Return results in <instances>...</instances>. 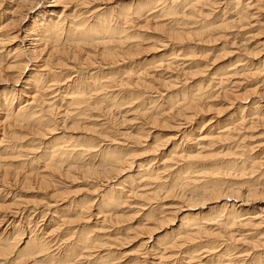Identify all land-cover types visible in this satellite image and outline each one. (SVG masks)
<instances>
[{
  "label": "rangeland",
  "instance_id": "rangeland-1",
  "mask_svg": "<svg viewBox=\"0 0 264 264\" xmlns=\"http://www.w3.org/2000/svg\"><path fill=\"white\" fill-rule=\"evenodd\" d=\"M181 1L62 0V5H44L24 20L29 4L11 13L13 2L0 0V27L8 23L12 31L22 33L0 45V102L15 97L13 107L20 99L26 100L22 91L25 81H17L9 66L13 50L34 39L24 36L41 10L63 12L66 28L85 23V18L86 25H92L99 16L109 28H116V33H105L89 44L77 40L76 46L72 41L66 44V34L47 42V49L59 52L56 59H63L52 69L53 75L46 73L41 82H56L53 89L58 91L57 96L39 98V104L52 100L49 107L43 102L44 114L50 112L47 124L14 125V116L0 107V264L264 263V222L258 228L248 223L264 217V0H200L193 8V1ZM170 5H175L174 14L161 11L162 6ZM127 33L132 35L126 45L109 46L114 56L106 57V49L98 43L124 41ZM56 59L49 61L55 64ZM39 61L27 63L25 79L36 75ZM129 75L133 79L138 75L139 83L128 81ZM78 95L86 98L87 105L72 103ZM184 101L195 102L190 107ZM192 111L197 113L193 116ZM17 118L21 119L20 113ZM139 139L143 148L135 145ZM57 148L67 153L72 149L85 151L69 155L54 152ZM188 150L190 157L181 161L180 155H189ZM56 155L71 159L61 160ZM114 155H120L124 163H106ZM252 186L256 194L249 192ZM201 187L210 189L205 193ZM230 211L236 212L234 218L238 216L233 226L224 221ZM198 230L200 233L190 236Z\"/></svg>",
  "mask_w": 264,
  "mask_h": 264
},
{
  "label": "bare ground",
  "instance_id": "bare-ground-1",
  "mask_svg": "<svg viewBox=\"0 0 264 264\" xmlns=\"http://www.w3.org/2000/svg\"><path fill=\"white\" fill-rule=\"evenodd\" d=\"M13 3V7L10 9V11H11V13L13 12V13H18L19 12V8H21V6L22 5H24V4H29V6H31V8L29 9V11L26 13V14H24V16H23V14H21L20 16L22 17L23 16V18L22 19H26L27 17H28V15L29 14H31V12H33L34 10L36 11V10H39V9H42L43 7L42 6H44V5H47V6H51V7H53V6H58V5H62L61 3H62V0H11ZM64 1H66V0H64ZM71 1V0H70ZM181 1V0H180ZM184 1H186V2H188V3H190V2H194L193 4H191L192 6H191V8H193L197 3H200V0H184ZM206 1V0H205ZM229 1V0H228ZM85 2V1H84ZM112 2V1H111ZM182 2V1H181ZM235 2H238V0L237 1H235ZM78 3V2H77ZM76 3V4H77ZM93 3V2H92ZM95 3V2H94ZM211 3V2H210ZM66 4V3H65ZM68 4V3H67ZM243 4V3H242ZM235 5H236V3H235ZM25 6V5H24ZM68 6V5H67ZM160 6V5H159ZM167 6V5H166ZM166 6H162V8H161V11H163L164 13H165V11L164 10H168L167 12L170 14V13H173L174 14V11H173V7L175 6V5H170V7H166ZM243 6V5H242ZM241 6V7H242ZM249 6V5H248ZM252 6V5H251ZM49 7H47V8H49ZM50 7V8H51ZM176 7H178V5L176 6ZM175 7V8H176ZM240 7V6H239ZM248 8V7H247ZM243 10H244V8H242ZM129 10V9H128ZM137 10V9H136ZM9 11V12H10ZM63 11H64V9H63ZM66 11V10H65ZM64 11V12H65ZM177 11V10H176ZM74 12V11H73ZM98 12V11H97ZM41 13V14H40ZM78 13V12H77ZM161 13V12H160ZM177 13V12H176ZM40 14V15H39ZM65 14V13H64ZM69 14V13H68ZM63 15V12H61L60 14L59 13H56V11H54V10H51V9H48V10H41V12H39L33 19H32V21H31V24H30V27H28V31L25 33V36L24 37H29V36H33V38L34 39H31V40H29L28 41V43H27V45H25L23 48H19V47H17L16 46V48L13 50V54H12V60H11V62H10V64H9V66H10V69H14L15 70V79L18 81H20V80H23L24 79V83H22V84H25V87H23L22 88V91L24 92V97L26 98V100H22L21 101V99L17 102V106L16 107H13V100H14V98L15 97H13V98H11V99H9V98H5V99H3L1 102H0V107H1V109L2 110H4V111H7V112H9V114L8 115H13L14 116V125H16V123H22V122H25V123H28V122H30V123H33V124H35V123H41V124H43V123H46L47 124V122L49 121V119H50V117H46L48 114H50V112H48V114H47V110L45 111V113L46 114H44V112L42 111V109H43V107H45V106H43V102L45 101V103H46V105L49 107V106H51V99L50 100H47V99H44V101H41L42 103H38V102H40L39 101V98H51V97H49L50 95H54L55 94V96H57L58 95V91H57V89H53V87L54 86H56V82L55 83H53V81L52 82H50L49 80L45 83V84H41V82L43 81V79H44V81H45V78H44V76L46 77V73L47 74H52L53 75V73H51L53 70L52 69H54L55 67H57V66H59L60 65V63H59V61H62L63 59L60 57L59 59L57 58L56 59V56H58V54H59V52L57 53L56 51H54V50H49L50 49V47H49V49H47V45H48V41L51 39L52 41L55 39V40H59V39H62L61 37L63 36V35H65L66 34V37H63L64 39H63V41H65V43L67 44V43H70L69 41H72V43H74V45L76 46L77 45V43H87V44H89V43H91V41L93 42L94 40H98V39H101V35H103V34H105V33H112V34H114V33H116L115 32V29L113 28V30L111 29V28H109L108 27V23H107V21H105V20H103V19H101L100 18V16L98 17V20L97 21H95L92 25H86V20L88 19V18H85V19H83L84 21H85V23L83 22H80V24H78V25H75V24H70V26L68 25V27L66 28V26H65V24H66V19H67V17L66 16H63V18L65 17V19H63V18H61V16ZM100 15V14H99ZM168 15V14H167ZM167 15H165V16H167ZM11 16V15H10ZM76 16V15H75ZM168 16H170V15H168ZM21 17L19 18L20 20L19 21H22V19H21ZM78 17H81V16H78ZM77 17V18H78ZM83 17V16H82ZM88 17V16H87ZM244 17V16H243ZM242 17V18H243ZM84 18V17H83ZM242 18H240V19H242ZM79 20H80V18H78ZM95 19V18H94ZM245 19V18H244ZM239 21V20H238ZM79 22V21H78ZM172 22V21H171ZM229 22V21H228ZM10 24H11V21L9 22ZM21 23V22H20ZM170 23V22H169ZM230 24L232 23V22H229ZM228 23V24H229ZM235 23H239V22H235ZM8 24V23H7ZM7 24L5 25V26H2V27H0V33L2 32L3 33V35H1L0 36V45H5V43L6 42H8L9 43V41H13L14 39H16L19 35H21L20 33H19V31H12V29H10V27L9 26H7ZM82 24V25H81ZM205 24V23H204ZM203 24V25H204ZM258 24V23H257ZM25 25V24H24ZM112 25V24H111ZM175 25V24H174ZM211 25V24H210ZM223 25V24H222ZM78 26V27H77ZM82 27L81 29L79 28V27ZM119 26V25H118ZM229 26H232L233 27V25H228V27ZM120 27V26H119ZM122 27V26H121ZM215 27V26H214ZM221 27V26H220ZM227 27V26H226ZM228 27L226 28V29H228ZM244 27V26H243ZM201 28V27H200ZM208 28V27H207ZM206 28V29H207ZM20 29V28H19ZM205 29V30H206ZM210 29V28H209ZM203 30V29H202ZM205 30H203V31H205ZM211 30V29H210ZM209 30V31H210ZM243 30V29H242ZM123 31H125V29L123 30ZM65 32H67V33H65ZM104 32V33H103ZM122 32V31H121ZM128 32V31H127ZM202 32V31H201ZM7 33V34H6ZM64 33V34H63ZM199 33V32H198ZM203 33H207L206 31L205 32H203ZM136 34V32H133V35H132V33H127L126 34V36H125V39H123L124 41H117L118 43H116V42H112L113 40H112V38H111V40L112 41H102V42H100V43H98V44H100V47H101V45L106 49V50H103L104 51V54H105V56L106 57H112V56H114V54H112L110 51H109V49H108V47L109 46H112V45H116V46H120V47H122L124 44L126 45V40L127 39H130L131 38V36L130 35H132V37L133 38H135V35ZM23 37V38H24ZM120 37V36H119ZM122 37V36H121ZM22 38V39H23ZM21 39V40H22ZM28 39V38H27ZM108 39V38H107ZM121 39V38H120ZM51 40H50V44H51ZM76 40H77V43H76ZM105 40H106V38H105ZM20 42H24V41H20ZM232 42V41H231ZM201 43V42H200ZM24 45V44H23ZM29 45V46H28ZM132 45H137V43H133ZM51 46V45H50ZM42 47V48H41ZM125 47V46H124ZM162 47V46H161ZM232 47V46H231ZM54 48V47H53ZM55 49H57V48H55ZM71 49V48H70ZM12 51V50H11ZM58 51V50H57ZM212 51V50H211ZM3 52H4V50H3ZM107 52V53H106ZM10 53V52H9ZM119 54H121V52H119ZM7 55V54H6ZM125 55H127V53L125 54ZM10 56V55H9ZM8 56V57H9ZM45 56V57H44ZM122 56V55H121ZM52 57V60L55 58L56 60H55V64L53 63V62H51V61H49V59ZM75 57V56H74ZM1 58V57H0ZM137 58V57H136ZM201 58V57H200ZM249 58V57H248ZM6 59V58H5ZM30 59V60H29ZM240 59V58H239ZM39 61L40 62V64H36V66H35V69H36V71L34 72V73H36V75H32V77H29V79H25L26 77H25V74H26V71L28 70V65H27V63H29V62H33V61ZM83 60V59H82ZM113 60V59H112ZM111 60V62H113ZM176 60V59H175ZM178 60V59H177ZM176 60V61H177ZM193 60H195V59H193ZM42 61V62H41ZM75 61V60H74ZM80 61V60H79ZM242 61V60H241ZM81 62V61H80ZM263 62V61H262ZM37 63V62H36ZM61 63H63V62H61ZM131 63V62H130ZM193 63H194V61H193ZM239 63V62H238ZM242 63V62H241ZM247 63V62H246ZM261 63V62H260ZM52 64H54L55 66H52ZM114 64V63H113ZM176 64V63H175ZM34 65V64H33ZM238 65V64H237ZM252 65V64H251ZM260 65V64H259ZM63 66V65H62ZM179 66V65H178ZM195 66H197V65H195ZM241 67H244V66H241ZM246 67V66H245ZM75 68H77V67H75ZM249 68V67H248ZM30 69V68H29ZM59 69V68H58ZM73 69V68H72ZM161 69H163V68H161ZM171 69V68H170ZM244 69V68H243ZM179 70V69H178ZM245 70V69H244ZM261 70V69H260ZM74 71V70H73ZM180 71V70H179ZM235 72V71H234ZM242 72V71H241ZM60 73V72H59ZM237 73L239 74V71H237ZM236 73V74H237ZM56 74V73H55ZM84 74V73H83ZM237 74V75H238ZM255 74V73H254ZM219 75V74H218ZM231 75H232V73H231ZM236 75V76H237ZM12 76V75H11ZM211 76V75H210ZM234 76H235V74H234ZM52 77H54V76H52ZM126 77V76H125ZM129 77V78H128ZM127 78V80L129 81L130 80V82L132 81L133 82V84H134V81H135V85H136V83L138 84L139 82L138 81H140V77L138 76V75H136V77H135V79H133L132 77H130V75L128 76ZM231 77V76H230ZM49 78V77H48ZM225 78V77H224ZM223 79V78H222ZM226 79V78H225ZM224 79V80H225ZM85 80V79H84ZM124 79L122 78V81H123ZM176 80H177V78H176ZM223 80V81H224ZM227 80V82H228V78L226 79ZM22 82V81H21ZM79 82H81V81H79ZM131 82V83H132ZM214 82V81H213ZM219 82V81H218ZM222 82V81H221ZM226 82V83H227ZM84 83H86V82H84ZM91 83H92V81H91ZM107 83V82H106ZM131 83L129 84V85H131ZM171 83V82H170ZM6 84V83H5ZM96 84V83H95ZM125 84V83H124ZM128 84V83H127ZM223 84H224V82H223ZM35 87H34V86ZM85 85V84H84ZM100 85V84H99ZM114 85H116V84H114ZM119 85V84H118ZM117 85V86H118ZM122 85H123V83H122ZM173 85V84H172ZM181 85V84H180ZM219 85V84H218ZM70 86V85H69ZM86 86V85H85ZM89 86V85H88ZM106 86V85H105ZM112 86H113V84H112ZM207 86V85H206ZM211 86V85H210ZM103 87V86H102ZM76 88V87H75ZM92 88V87H91ZM224 88V87H223ZM73 89V88H72ZM71 89V90H72ZM86 89V88H85ZM93 89V88H92ZM97 89V88H96ZM102 89V88H101ZM111 89V88H110ZM21 90V89H20ZM50 90H52V91H50ZM65 90V89H64ZM77 90V89H76ZM90 90V89H89ZM95 90V89H94ZM42 91V92H41ZM68 91V90H67ZM91 91V90H90ZM60 92H62V91H60ZM87 92V91H86ZM97 92V91H96ZM109 92V91H108ZM42 93V94H41ZM77 93V92H76ZM93 93V92H92ZM103 93V92H102ZM80 94V93H79ZM82 94H84V93H82ZM98 95V94H97ZM211 96V95H210ZM54 97V96H53ZM67 97V96H66ZM86 97V96H85ZM200 97V96H199ZM55 98V97H54ZM58 98V97H57ZM68 98V97H67ZM77 98H79V99H77ZM112 98V97H111ZM114 98H115V96H114ZM85 99L86 98H84V96H82V95H78L77 97H76V101H73L72 103L74 104H78V105H83V104H85V105H87L86 103H85ZM192 99V98H191ZM197 99V98H196ZM101 100V99H100ZM110 100V99H109ZM199 100H200V98H199ZM70 101V100H69ZM111 101H113V100H111ZM192 101V100H191ZM238 101V100H237ZM195 102V101H194ZM193 102V103H194ZM193 103L192 102H186L185 103V101H184V104L185 105H190V107H192V105H193ZM112 104V103H111ZM120 104V103H119ZM184 104H183V106H184ZM199 104V103H198ZM121 105V104H120ZM182 106V105H181ZM251 106H252V103H251ZM256 106H258V105H256ZM255 106V107H256ZM26 107V108H25ZM38 107V109H35V108H37ZM48 107H47V109H48ZM82 107V106H81ZM80 107V108H81ZM52 108V107H51ZM87 108V107H86ZM195 108V107H194ZM197 108V107H196ZM26 109V110H25ZM257 108H254V111L256 112V111H258V110H256ZM23 110H25V111H23ZM74 110V109H73ZM95 110V109H94ZM97 110H99L98 108H97ZM101 110V109H100ZM105 110V109H104ZM191 110H192V108H191ZM253 110V109H252ZM262 110V109H261ZM51 111V110H50ZM142 111V110H141ZM188 111V110H187ZM194 111V110H193ZM193 111H192V113H193ZM67 112V111H66ZM79 112V111H78ZM94 112V111H93ZM96 112V111H95ZM183 112V111H182ZM186 112V111H185ZM20 113V116H21V119L19 120L18 118H17V116H18V114ZM73 113V112H72ZM87 113V112H86ZM91 113V112H90ZM98 113H99V111H98ZM197 113V112H196ZM196 113H193V116H194V114H196ZM70 114V113H69ZM96 114H97V112H96ZM95 114V115H96ZM102 114V116H103V113H101ZM52 115V114H51ZM76 115V114H75ZM91 115H92V113H91ZM99 115V114H98ZM181 115H184V114H181ZM77 116V115H76ZM106 116V115H105ZM143 116V115H142ZM11 117V116H10ZM53 118V117H52ZM75 118V117H74ZM79 118V117H78ZM87 118V117H86ZM52 120V119H51ZM54 120V119H53ZM52 120V121H53ZM103 119H101V121H102ZM168 120V119H167ZM5 121V120H4ZM20 121V122H19ZM97 121V120H96ZM71 123V122H70ZM87 123H89V122H87ZM103 123H104V121H103ZM54 124V123H53ZM94 124V123H93ZM98 124V123H97ZM44 125V124H43ZM19 126V125H18ZM76 126V125H75ZM105 126V125H104ZM12 127V126H11ZM23 127V126H22ZM139 127V126H138ZM7 128H9V127H7ZM70 128V127H69ZM14 129V128H13ZM140 128H138V130H139ZM138 130H137V132H138ZM18 131V130H17ZM43 131V130H42ZM90 131V130H89ZM104 131V130H103ZM129 131H131V130H129ZM25 132V131H24ZM140 132H141V130H140ZM131 133V132H130ZM185 133V132H184ZM183 133V134H184ZM46 134V133H45ZM44 134V135H45ZM136 134H138V133H136ZM143 134V133H142ZM130 135V134H129ZM138 136V135H137ZM140 136V135H139ZM97 137V136H96ZM131 137V136H130ZM117 138H119V136L117 137ZM115 139H116V137H115ZM200 139V138H199ZM17 140V139H16ZM120 140V139H119ZM210 140H213V139H210ZM71 141V140H70ZM186 141V140H185ZM145 142V141H144ZM212 142H214V141H212ZM211 142V143H212ZM38 143H40V142H38ZM71 143H72V141H71ZM112 143H113V141H112ZM130 143H133V142H130ZM211 143H210V146H212L213 147V145H211ZM215 143V142H214ZM217 143V142H216ZM109 144H111V142L109 143ZM138 144V146H141L142 144H143V141L141 142V140L139 139V141L138 142H136V144L135 145H137ZM181 144V143H180ZM202 144V143H201ZM194 145H196V142H195V144ZM194 145H192V146H194ZM199 145H200V143H199ZM206 145V144H205ZM209 145V144H208ZM16 146V145H15ZM35 146V145H34ZM147 146V145H146ZM165 146V145H164ZM179 146V145H178ZM182 146V145H181ZM197 146V145H196ZM207 146V145H206ZM19 147V146H18ZM31 147V146H30ZM48 147V146H47ZM108 147V146H107ZM117 147V146H116ZM119 147V146H118ZM121 147V146H120ZM132 147V146H131ZM136 147V146H135ZM145 147V146H144ZM191 147V146H190ZM209 147V146H208ZM208 147H207V149H208ZM95 148V147H94ZM141 148H143L142 146H141ZM193 148V147H192ZM202 148V147H201ZM203 148H205V146H203ZM113 149V148H112ZM115 150H116V148H114ZM123 149H125V148H122V150ZM159 149V148H158ZM188 149V148H187ZM191 149V148H190ZM193 149H197L196 147L195 148H193ZM209 149H211V148H209ZM67 150V149H66ZM127 150V149H126ZM141 150V149H140ZM159 150H161V149H159ZM202 150V149H201ZM83 151V150H82ZM82 151H75V150H70V151H68V153H67V151H65L64 149H62V148H57V150H55L54 152H57V153H59V152H61V153H63V154H69V155H71V152H74V153H76V152H80L81 154L83 153L84 154V151L82 152ZM88 151H90V150H87V152ZM111 151H113V150H111ZM119 151H120V149H119ZM134 151V150H133ZM147 151V150H146ZM149 151V150H148ZM157 151V150H156ZM185 151V150H184ZM189 151V150H188ZM196 151H198V149L196 150ZM210 151V150H209ZM16 152V151H15ZM122 152V151H121ZM120 152V153H121ZM136 152H137V150H136ZM180 152V151H179ZM182 152H183V150H182ZM187 152V151H186ZM185 152V153H186ZM226 152V151H225ZM89 153V152H88ZM131 153V152H130ZM184 153V152H183ZM195 153V152H194ZM201 153V152H200ZM205 153V152H204ZM123 154V153H122ZM134 154H135V152H134ZM178 153H176V155H177ZM182 154V153H181ZM187 154V153H186ZM190 154H191V152L189 151V155H180V157H181V161H183L184 159H186V158H189L190 157ZM199 154V153H198ZM207 154V153H206ZM206 154H203V155H205L204 157H206L207 155ZM76 155V154H75ZM132 154H130V156H131ZM175 155V156H176ZM193 155V154H192ZM227 155V154H226ZM16 156V155H15ZM58 156H60V155H56V157H58ZM102 156V155H101ZM124 156V155H123ZM126 156V155H125ZM129 156V157H130ZM132 156H134V155H132ZM178 156V155H177ZM196 156H198L197 154H196ZM200 156V155H199ZM202 156V155H201ZM200 156V157H201ZM74 157V156H73ZM91 157V156H90ZM94 157H96V156H94ZM127 157V156H126ZM126 157H124V158H126ZM159 157V156H158ZM160 157H161V155H160ZM221 157V156H220ZM45 158H47V157H45ZM166 158V157H165ZM172 158V157H171ZM193 158V157H192ZM50 159H52V158H50ZM59 159H61V160H65V161H70L69 159H71V156H67V155H65V156H60L59 157ZM179 159V158H178ZM183 159V160H182ZM191 159V158H190ZM195 159V158H194ZM197 159V158H196ZM195 159V160H196ZM129 160H130V158H129ZM152 160H154V158L152 159ZM170 160V159H169ZM187 160H189V159H187ZM186 160V161H187ZM198 160V159H197ZM200 160V159H199ZM223 160V159H222ZM47 161V160H46ZM45 161V162H46ZM73 161V160H72ZM94 161V160H93ZM151 161V160H150ZM157 161V160H156ZM179 161V160H178ZM180 161V162H181ZM185 161V162H186ZM190 161V160H189ZM49 162H50V160H49ZM55 162V161H54ZM125 162H126V159H125ZM129 162V161H128ZM153 162V161H152ZM159 162H160V160H159ZM159 162H157V163H159ZM163 162V161H162ZM184 162V163H185ZM57 163V162H56ZM103 163V162H102ZM106 163H109V164H112V163H114V165H117V166H120L121 164H123L124 163V161L121 159V156L120 155H114V156H111L110 158H108L107 160H106ZM151 163V162H150ZM164 163V162H163ZM173 163V162H172ZM187 163H188V161H187ZM186 163V164H187ZM190 163V162H189ZM188 163V164H189ZM195 164L194 163V161L193 162H191L190 164ZM198 163V162H197ZM196 163V164H197ZM250 163V162H249ZM74 164V163H73ZM165 164V163H164ZM163 164V165H164ZM169 164V163H168ZM183 164V163H182ZM186 164H184V166L186 165ZM192 164V165H193ZM199 164V163H198ZM234 164V163H233ZM258 164H259V162H258ZM127 165V164H126ZM151 165V164H150ZM154 165V164H153ZM174 165V164H173ZM179 165V164H178ZM181 165V164H180ZM111 166V165H110ZM113 166V165H112ZM141 166V165H140ZM146 166V165H145ZM183 166V165H182ZM190 166V165H189ZM195 166V165H194ZM198 165H196V167H197ZM224 166V165H223ZM50 167V166H49ZM64 167V166H63ZM102 167V166H101ZM138 167V166H137ZM186 167V166H185ZM195 167V168H196ZM231 167H232V165H231ZM253 167V166H252ZM251 167V168H252ZM47 168V167H46ZM103 168V167H102ZM135 168V167H134ZM140 168V167H139ZM142 168V167H141ZM157 168V167H156ZM175 168V167H174ZM105 169V168H104ZM117 169V168H116ZM119 169V168H118ZM143 169V168H142ZM147 168H145V170H146ZM149 169V168H148ZM163 168H161L160 170H162ZM164 169H166V168H164ZM231 169V168H230ZM244 169H245V167H244ZM253 169V168H252ZM51 170H53V168H51ZM99 170V169H98ZM107 170H108V168H107ZM107 170H106V172H107ZM111 170V169H110ZM113 170V169H112ZM112 170H111V173H113L112 172ZM119 170H121V169H119ZM156 170H158V168L156 169ZM160 170L158 171V172H160ZM167 171L168 170H170L169 169V167H168V169H166ZM184 170V169H183ZM201 170V169H200ZM209 170V169H208ZM207 170V171H208ZM95 171H97V170H95ZM103 171H105V170H103ZM114 171H115V169H114ZM150 170H148V172H149ZM172 171V170H171ZM205 171V170H204ZM218 172H219V170H217ZM229 171V170H228ZM245 171V170H244ZM116 172V171H115ZM118 172V171H117ZM121 172V171H120ZM119 172V173H120ZM162 172V171H161ZM175 172V171H174ZM179 172V171H178ZM181 172V171H180ZM200 172V171H199ZM202 172V171H201ZM216 172V171H215ZM214 172V173H215ZM258 172V171H257ZM97 173V172H96ZM100 173V172H99ZM104 173V172H103ZM139 173V172H138ZM141 173V172H140ZM166 173V172H165ZM168 173V172H167ZM181 173H183V172H181ZM185 173H187V171L185 172ZM185 173H184V175H182V174H180V175H182L183 177L184 176H186L185 175ZM190 173V172H189ZM188 173V174H189ZM196 173H198L197 171H195V176H196ZM211 173V172H210ZM114 174V173H113ZM118 174V173H117ZM151 174V173H150ZM187 174V175H188ZM203 174V173H202ZM206 174H207V172H206ZM213 174V173H212ZM212 174H210V177L212 176ZM60 175V174H59ZM87 175V174H86ZM139 175V174H138ZM155 175V174H154ZM158 175V174H157ZM227 175V174H226ZM145 176V175H144ZM162 175H160V177H161ZM181 176V177H182ZM191 176H192V173H191ZM194 176V175H193ZM202 176V175H201ZM207 176H208V174H207ZM206 176V177H207ZM228 176V175H227ZM148 177V176H147ZM158 177V176H157ZM204 177V176H203ZM146 178V177H145ZM152 178V177H151ZM167 178V177H166ZM165 178V179H166ZM199 178V177H198ZM169 179H171V178H169ZM178 179H179V177H178ZM182 179V178H181ZM187 178H185V180H186ZM211 179V178H210ZM213 179H214V176H213ZM259 179V178H258ZM133 180V179H132ZM145 180V179H144ZM162 180H164V179H162ZM172 180H173V176H172ZM189 180V179H188ZM191 180V179H190ZM200 180V179H199ZM240 181V180H239ZM249 181V180H248ZM137 182H138V180H137ZM182 182V181H181ZM188 182H190V181H187V184H188ZM192 182V181H191ZM200 182V181H199ZM130 183V182H129ZM132 183V182H131ZM194 183H195V181H194ZM150 184H153V183H150ZM155 184V183H154ZM162 184V183H161ZM170 184V183H169ZM180 184V183H179ZM186 184V183H185ZM192 184H193V182H192ZM197 184H198V182H197ZM202 184V183H201ZM146 185V184H145ZM144 185V186H145ZM148 185V184H147ZM164 185V184H163ZM183 185V184H182ZM213 185V184H212ZM249 185V184H248ZM250 185H252V184H250ZM129 186V185H128ZM131 186V185H130ZM148 186H150V185H148ZM155 186V185H154ZM153 186V187H154ZM165 186V185H164ZM185 186V185H184ZM190 186V185H189ZM197 186V185H196ZM253 186H255V185H253ZM253 186H252V188H249V192H251L252 194H254L256 191V189L254 190L253 189ZM152 187V188H153ZM170 187V186H169ZM181 187V186H180ZM180 187H179V189H180ZM183 187V186H182ZM232 187V186H231ZM248 187V186H247ZM251 187V186H250ZM172 188V187H171ZM175 188V187H174ZM173 188V189H174ZM178 188V187H177ZM202 188V187H201ZM213 188V187H212ZM215 188H217V187H215ZM112 189V188H111ZM149 189V188H148ZM151 189V188H150ZM149 189V190H150ZM156 189V188H155ZM187 189V188H186ZM208 189H210V188H208ZM208 189L207 190H203V188H202V190L206 193V191H208ZM236 189V188H235ZM128 190V189H127ZM148 190V191H149ZM157 190V189H156ZM169 191H170V189H168ZM182 190V189H181ZM214 190V189H213ZM212 190V191H213ZM216 190V189H215ZM215 190L213 191V194H215L216 195V192H215ZM232 190V189H231ZM132 191V190H131ZM154 191V190H153ZM174 191V194H175V192H176V189H174V190H172V192ZM185 191V190H184ZM189 191V190H188ZM191 191V190H190ZM196 191V190H195ZM211 191V190H210ZM254 191V192H253ZM158 192V191H157ZM160 192H163V189L162 190H160ZM179 192V191H178ZM236 192V191H235ZM120 193V192H119ZM152 193V192H151ZM150 193V194H151ZM154 193V192H153ZM163 193H165V192H163ZM167 193V192H166ZM171 193V192H170ZM189 193V192H188ZM205 193H204V195H205ZM212 193V192H211ZM210 193V194H211ZM232 193V192H231ZM132 194V193H131ZM148 194H149V192H148ZM195 194H197V193H195ZM200 194V193H199ZM233 194V193H232ZM256 194V193H255ZM120 195V194H119ZM134 195V194H133ZM139 195H142V194H139ZM172 195V194H171ZM184 195V194H183ZM191 195V194H190ZM108 196V195H107ZM111 196V195H110ZM151 196H153V195H151ZM161 196V195H160ZM168 196H170V194L168 195ZM173 196V195H172ZM195 196V195H194ZM206 196V195H205ZM207 196H209L208 198H210L211 197V195H208V192H207ZM114 197H115V195H114ZM121 197V196H120ZM141 197V196H140ZM148 197H150V196H148L147 195V197L146 198H148ZM155 197V196H154ZM163 197V196H162ZM161 197V198H162ZM202 197H204V196H202ZM109 197H107V199H108ZM116 198H118V196L116 197ZM158 198V197H157ZM170 198V197H169ZM199 198V197H198ZM103 199V198H102ZM106 199V200H107ZM110 199V198H109ZM108 199V200H109ZM113 199V198H112ZM152 200V199H151ZM184 200V199H183ZM185 200H187V198L185 199ZM191 200V199H190ZM193 200V199H192ZM112 201V200H111ZM116 201V200H115ZM158 201V200H157ZM201 201L203 202V199L201 198ZM101 202V201H100ZM108 202V201H107ZM113 202V201H112ZM199 202V201H198ZM201 202V204H203ZM204 202H205V200H204ZM103 203V202H102ZM104 203H105V201H104ZM110 203V202H109ZM229 203V202H228ZM112 204V203H111ZM189 204V203H188ZM200 204V205H201ZM101 205H103V204H101ZM257 205V204H256ZM105 206V205H104ZM161 206V205H160ZM174 206V205H173ZM180 206H181V204H180ZM231 206V205H230ZM86 207V206H85ZM106 207V206H105ZM147 207H149V206H147ZM146 207V208H147ZM163 207V206H162ZM223 207V206H222ZM221 207V208H222ZM107 208V207H106ZM142 208H143V206H142ZM156 208V207H155ZM164 208V207H163ZM162 208V209H163ZM176 208V207H175ZM181 208H182V206H181ZM193 208H195L194 206H193ZM224 208V207H223ZM225 208H226V206H225ZM234 208V207H233ZM104 209V208H103ZM152 209V208H151ZM216 209V208H215ZM227 209V208H226ZM230 209H232V207L230 208ZM229 209V210H230ZM118 210V209H117ZM174 210V209H173ZM178 210H179V207H178ZM214 210V209H213ZM223 210V209H222ZM147 211H149V209L147 210ZM152 211V210H151ZM150 211V212H151ZM156 211V210H155ZM176 211V210H175ZM175 211H174V213H175ZM209 211V210H208ZM211 211V210H210ZM215 211V210H214ZM223 211H226V210H223ZM149 212V213H150ZM165 212V211H164ZM244 212V211H243ZM148 213V212H147ZM148 213V214H149ZM155 213V212H154ZM178 213V212H177ZM218 213V212H217ZM222 212H220V214H221ZM235 211H230L228 214H227V216L225 217V223H227L226 225H228V223L230 222V226H233L234 224H235V221L237 220V218H238V216L236 217V218H234L235 216ZM156 214V213H155ZM215 214V213H214ZM252 214V213H251ZM186 215V214H185ZM197 215V214H196ZM216 215V214H215ZM29 216V215H28ZM146 216H147V214H146ZM149 216V215H148ZM147 216V217H148ZM190 216V215H189ZM195 216V215H194ZM213 216V215H212ZM212 216L210 217V218H212ZM224 216V215H223ZM222 216V217H223ZM115 217V216H114ZM171 217H173V216H171ZM171 217H169V219H171ZM191 217V216H190ZM220 217V218H219ZM218 218L219 219H221V216H219ZM151 218V217H150ZM163 218V217H162ZM165 218V217H164ZM164 218H163V220H164ZM174 218L176 219V217L174 216ZM204 218V217H203ZM215 218V217H214ZM213 218V220H216L217 221V219H214ZM216 218H217V215H216ZM241 218V217H240ZM239 218V220H241ZM251 218H253V217H251ZM168 218H166V220H167ZM193 219H196V217H194ZM193 219H191V222H192V220ZM224 219V218H223ZM246 219H247V216H246ZM261 219H262V221H261ZM260 219V221L259 222H257V223H255L254 221H252V220H249L248 221V223L253 227L254 226V228L255 227H259L260 225H261V223H263L264 222V217H262ZM147 220H149V219H147ZM174 220V219H173ZM185 220V219H184ZM207 220V219H206ZM206 220H205V222H204V220H203V222L204 223H206ZM209 220V219H208ZM105 221V220H104ZM153 221V220H152ZM200 221V220H199ZM71 222V221H70ZM190 222V221H189ZM194 222L195 221H193L192 223L194 224ZM214 222V221H213ZM220 224H222V222L219 220L218 221ZM239 222V221H238ZM180 223V222H179ZM185 223H188V221L186 222L185 221ZM198 223V222H197ZM211 223V222H210ZM219 223H217V224H219ZM245 223V222H244ZM248 223H247V225H248ZM103 224V223H102ZM190 225H191V223H189ZM188 224V225H189ZM240 224V223H239ZM114 225V224H113ZM226 225L224 226V225H222V226H224V227H226ZM247 225H245V226H247ZM181 225H179V227H180ZM185 226H186V224H185ZM185 226H184V228H185ZM206 226V225H205ZM208 226H209V223H208ZM215 226V225H214ZM213 226V227H214ZM143 227H144V225H143ZM191 227V226H190ZM204 227V226H203ZM210 227V226H209ZM209 227H208V229H209ZM218 227V226H217ZM220 227V226H219ZM229 229L231 228V227H228ZM207 229V230H208ZM218 229V228H217ZM178 230V229H177ZM185 230V229H184ZM120 231V230H119ZM179 231V230H178ZM192 231V230H191ZM211 231V230H210ZM242 232V231H241ZM249 232V231H248ZM108 233V232H107ZM118 233V232H117ZM175 233H176V231H175ZM190 234L189 232H186L185 233V235L186 234ZM198 233H200V230H198V232L196 231V232H194V233H191L190 234V236L192 237V236H196V234H198ZM234 233V232H233ZM148 234V233H147ZM232 234V233H231ZM231 234H229V236L231 235ZM259 234V233H258ZM260 234H262L263 235V232L262 233H260ZM139 235V234H138ZM184 235V234H183ZM180 236V235H179ZM189 236V239L191 238ZM241 236V235H240ZM8 237V236H7ZM170 237H171V235H170ZM250 237V236H249ZM115 238V237H114ZM164 238V237H163ZM200 239H201V237H199ZM263 238V237H262ZM10 239V238H9ZM165 239V238H164ZM169 239H171V241H172V238H169ZM176 239V238H175ZM187 239H188V237H187ZM192 239V238H191ZM216 239V238H215ZM232 239V238H231ZM246 239V238H245ZM38 240V239H37ZM143 240V239H142ZM163 240V239H162ZM234 240H236V239H234ZM239 240V239H238ZM237 240V241H238ZM173 241H174V238H173ZM221 241V240H220ZM40 242V241H39ZM94 242V241H93ZM169 242H170V240H169ZM175 242V244H177L176 243V241H174ZM180 242V241H179ZM182 242V241H181ZM193 242V241H192ZM195 242V241H194ZM193 242V243H194ZM248 242V241H247ZM251 242V241H250ZM34 243H36V242H34ZM33 243V244H34ZM91 243V242H90ZM145 243H146V241H145ZM190 243H191V241H190ZM190 243H189V245H190ZM77 244V243H76ZM142 244V243H141ZM174 244V245H175ZM182 244V243H181ZM180 244V246L182 247V245ZM232 244V243H231ZM262 244V243H261ZM43 245V244H42ZM168 245V244H167ZM7 246V245H6ZM34 246V245H33ZM46 246V245H45ZM157 246H160V245H158L157 244ZM179 246V247H180ZM209 246V245H208ZM229 246V245H228ZM26 247H27V245H26ZM29 247H30V245H29ZM42 247V246H41ZM170 247V246H169ZM177 247V246H176ZM180 247V248H181ZM159 248V247H158ZM172 248H174V247H172ZM197 248V247H196ZM228 248V247H227ZM230 248V247H229ZM5 249V248H4ZM40 249V248H39ZM109 249V248H108ZM149 249V248H148ZM153 249V248H152ZM42 250V249H41ZM156 250V249H155ZM158 250V249H157ZM173 250H175V248L173 249ZM178 250V249H177ZM203 250V249H202ZM3 251H5V250H3ZM150 251V250H149ZM181 251V250H180ZM189 251H190V249H189ZM154 252V251H153ZM155 252H157V251H155ZM154 252V253H155ZM175 252H176V250H175ZM178 252V251H177ZM183 252V251H182ZM1 253V252H0ZM152 253V252H151ZM157 254V253H156ZM155 254V255H156ZM159 254H160V252H159ZM158 254V255H159ZM184 254V253H183ZM195 254V253H194ZM202 254V253H201ZM153 255V254H152ZM161 255V254H160ZM195 255H197V253L195 254ZM204 255V254H203ZM218 255V254H217ZM227 255V254H226ZM206 256V255H205ZM208 256H209V254H208ZM215 256H216V254H215ZM104 257V256H103ZM159 257V256H158ZM186 257V256H185ZM189 257V256H188ZM193 257V256H192ZM191 257V258H192ZM199 257V256H198ZM212 257V256H211ZM145 258V257H144ZM201 258H203V256H201ZM205 258V257H204ZM102 259V258H101ZM138 260V259H137ZM160 260V259H159ZM164 260V259H163ZM175 260V259H174ZM193 260V259H192ZM201 260V259H200ZM211 261L213 260V258L212 259H210ZM215 260V259H214ZM216 260H218V259H216ZM36 261V260H35ZM38 261H40V260H38ZM169 261V260H168ZM182 261H185V260H182ZM188 261V260H187ZM48 262V261H47ZM218 262V261H217ZM135 263V262H134ZM142 263H145L144 261L142 262ZM193 263V262H192ZM201 263V261L200 262H195V264H200ZM204 264H206V261L205 262H203ZM32 264V263H31ZM34 264V263H33ZM75 264V263H74ZM137 264V263H136ZM154 264V263H153ZM156 264H158V262L156 263ZM182 264V263H181ZM194 264V263H193ZM202 264V263H201ZM240 264V263H239ZM264 264V263H263Z\"/></svg>",
  "mask_w": 264,
  "mask_h": 264
}]
</instances>
